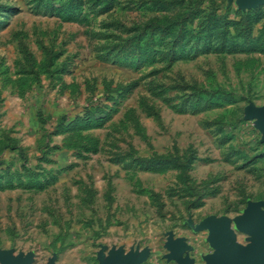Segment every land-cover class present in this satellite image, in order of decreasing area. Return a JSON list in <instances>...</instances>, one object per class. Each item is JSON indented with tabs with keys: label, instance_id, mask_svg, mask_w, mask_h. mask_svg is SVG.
Instances as JSON below:
<instances>
[{
	"label": "rangeland",
	"instance_id": "rangeland-1",
	"mask_svg": "<svg viewBox=\"0 0 264 264\" xmlns=\"http://www.w3.org/2000/svg\"><path fill=\"white\" fill-rule=\"evenodd\" d=\"M264 0H0V264H221L264 210Z\"/></svg>",
	"mask_w": 264,
	"mask_h": 264
},
{
	"label": "water",
	"instance_id": "water-1",
	"mask_svg": "<svg viewBox=\"0 0 264 264\" xmlns=\"http://www.w3.org/2000/svg\"><path fill=\"white\" fill-rule=\"evenodd\" d=\"M246 115L258 119V127L263 131L264 140V108H247ZM205 227H208L216 237L214 246L218 257L222 260L221 264H264V210H260L258 205L251 208L250 214L243 221V227L253 234L252 242L247 248L238 245L235 242V235L224 225L208 222ZM176 258L179 264H189L179 253L176 254ZM4 264L23 263L6 258ZM108 264H136V262L128 259L120 260L118 255H114Z\"/></svg>",
	"mask_w": 264,
	"mask_h": 264
}]
</instances>
